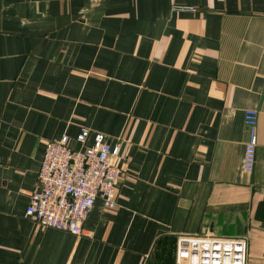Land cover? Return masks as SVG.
<instances>
[{
  "label": "crops",
  "instance_id": "0c3cea01",
  "mask_svg": "<svg viewBox=\"0 0 264 264\" xmlns=\"http://www.w3.org/2000/svg\"><path fill=\"white\" fill-rule=\"evenodd\" d=\"M81 127L123 173L75 235L24 211L46 143ZM204 232L264 264V0H0V264H175Z\"/></svg>",
  "mask_w": 264,
  "mask_h": 264
},
{
  "label": "built area",
  "instance_id": "2783aa9c",
  "mask_svg": "<svg viewBox=\"0 0 264 264\" xmlns=\"http://www.w3.org/2000/svg\"><path fill=\"white\" fill-rule=\"evenodd\" d=\"M173 10L195 11L189 5H173ZM257 116L254 108L243 111L247 129L242 169L249 173L256 161ZM81 127L71 145L67 135L49 140L37 171L36 186L31 191L24 215L45 228L78 235L95 201L105 208L116 206V191L122 170L112 162L119 144L111 145L104 134H92ZM246 235H216L204 232L178 235L175 242V264H246Z\"/></svg>",
  "mask_w": 264,
  "mask_h": 264
}]
</instances>
